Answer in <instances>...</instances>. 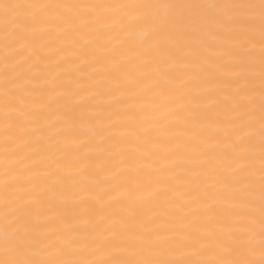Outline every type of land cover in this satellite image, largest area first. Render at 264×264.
<instances>
[{"label": "bare ground", "instance_id": "obj_1", "mask_svg": "<svg viewBox=\"0 0 264 264\" xmlns=\"http://www.w3.org/2000/svg\"><path fill=\"white\" fill-rule=\"evenodd\" d=\"M0 264H264V0H0Z\"/></svg>", "mask_w": 264, "mask_h": 264}]
</instances>
